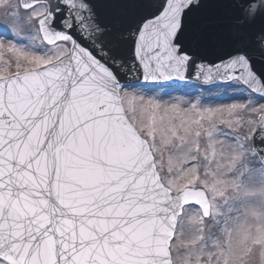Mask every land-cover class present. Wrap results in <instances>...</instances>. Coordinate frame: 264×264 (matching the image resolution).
Wrapping results in <instances>:
<instances>
[{
	"label": "snow or ice",
	"instance_id": "obj_1",
	"mask_svg": "<svg viewBox=\"0 0 264 264\" xmlns=\"http://www.w3.org/2000/svg\"><path fill=\"white\" fill-rule=\"evenodd\" d=\"M258 101L264 0H0V264H264Z\"/></svg>",
	"mask_w": 264,
	"mask_h": 264
},
{
	"label": "rangeland",
	"instance_id": "obj_2",
	"mask_svg": "<svg viewBox=\"0 0 264 264\" xmlns=\"http://www.w3.org/2000/svg\"><path fill=\"white\" fill-rule=\"evenodd\" d=\"M211 89V90H209ZM170 95H164V93ZM152 95L161 98V102H168L175 99L184 101H195L199 99L205 107H219L233 102H243L246 98V90L234 91L231 87H207V88H176V89H155ZM263 102V101H258Z\"/></svg>",
	"mask_w": 264,
	"mask_h": 264
},
{
	"label": "water",
	"instance_id": "obj_3",
	"mask_svg": "<svg viewBox=\"0 0 264 264\" xmlns=\"http://www.w3.org/2000/svg\"><path fill=\"white\" fill-rule=\"evenodd\" d=\"M257 3L259 4L260 3V0H257ZM192 82H195V83H200L199 81L195 80V79H191V80H188L187 82H178V81H175V82H169L168 84H165V85H170V84H188V83H192ZM201 84V83H200Z\"/></svg>",
	"mask_w": 264,
	"mask_h": 264
}]
</instances>
